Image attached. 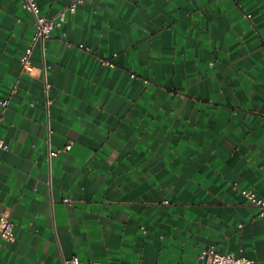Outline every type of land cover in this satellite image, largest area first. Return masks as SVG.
Segmentation results:
<instances>
[{
    "label": "crops",
    "instance_id": "obj_1",
    "mask_svg": "<svg viewBox=\"0 0 264 264\" xmlns=\"http://www.w3.org/2000/svg\"><path fill=\"white\" fill-rule=\"evenodd\" d=\"M33 33L0 0V264H264V0H86L20 75Z\"/></svg>",
    "mask_w": 264,
    "mask_h": 264
},
{
    "label": "built area",
    "instance_id": "obj_2",
    "mask_svg": "<svg viewBox=\"0 0 264 264\" xmlns=\"http://www.w3.org/2000/svg\"><path fill=\"white\" fill-rule=\"evenodd\" d=\"M86 0H74L71 2L64 10L60 11L57 14V19L48 18L40 15V10L37 2L35 0H21V7L26 12L30 13L33 17V26L34 33L31 38V42L25 48L23 54L20 57V75H31L35 68L31 62V55L33 48L36 44H43L50 38L51 32L53 29L61 26L64 21L65 15L67 12H74L76 5L83 4ZM81 49L89 51V48L84 47L83 45L78 46ZM103 65L113 67V64L107 61L102 62ZM131 78H134V74H130ZM13 92V91H12ZM8 104V99H0V106L5 108ZM0 149L3 151H8V145L0 139ZM65 149H68L65 148ZM57 151H51L50 156H56ZM241 195L249 203L255 206L258 209V215L263 216L264 214V199L258 198L252 191L242 190ZM65 203H68V200H64ZM14 239L13 234V224L10 220L8 212H4L0 215V240L4 244L11 242ZM199 260L203 264H251V261L245 257L233 254H222L215 252L213 249H204L199 254ZM64 264H81L78 258L73 257L70 260H65ZM133 264H141L136 262Z\"/></svg>",
    "mask_w": 264,
    "mask_h": 264
}]
</instances>
